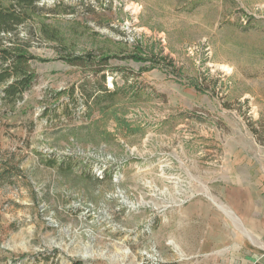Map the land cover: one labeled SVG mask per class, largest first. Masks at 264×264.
<instances>
[{
    "label": "rangeland",
    "instance_id": "374dc122",
    "mask_svg": "<svg viewBox=\"0 0 264 264\" xmlns=\"http://www.w3.org/2000/svg\"><path fill=\"white\" fill-rule=\"evenodd\" d=\"M10 6L39 76L13 107L0 86V264H237L264 215V0ZM70 51L117 54L118 94L88 107Z\"/></svg>",
    "mask_w": 264,
    "mask_h": 264
},
{
    "label": "trees",
    "instance_id": "16d2710c",
    "mask_svg": "<svg viewBox=\"0 0 264 264\" xmlns=\"http://www.w3.org/2000/svg\"><path fill=\"white\" fill-rule=\"evenodd\" d=\"M11 7H8V9L0 8V86L3 88L1 95L2 104L6 107L16 105L17 100L23 98L24 93L32 88L31 86L39 76L29 65L31 60L39 59L38 56H35L30 51V43L19 44L14 40V36L18 34V24H20L21 20L16 10ZM2 33H5L6 40H3ZM115 57H118V55L105 54L103 52L96 54L95 51L86 53H73L70 51L68 54L60 56V58L72 66L78 65L90 70L89 72L91 73L88 75L97 79V87L84 90L86 92L84 95L85 102L88 104V107L93 106L98 108L109 96L114 97L118 94V89L112 90L106 85L108 69L112 71L121 70L119 67L109 68L110 60ZM125 58H131L135 61H152L153 59L144 52L143 46H141L140 50L132 51L130 54L125 55ZM140 73V71L136 73L137 77ZM99 79H102V81ZM75 89L76 86H73L67 92L73 96ZM63 92L65 90L60 91V93Z\"/></svg>",
    "mask_w": 264,
    "mask_h": 264
},
{
    "label": "crops",
    "instance_id": "0c3cea01",
    "mask_svg": "<svg viewBox=\"0 0 264 264\" xmlns=\"http://www.w3.org/2000/svg\"><path fill=\"white\" fill-rule=\"evenodd\" d=\"M248 221L252 235L237 264H264V215H252Z\"/></svg>",
    "mask_w": 264,
    "mask_h": 264
}]
</instances>
